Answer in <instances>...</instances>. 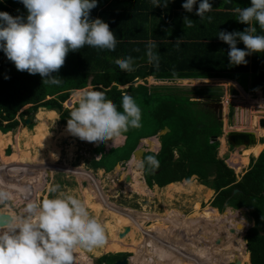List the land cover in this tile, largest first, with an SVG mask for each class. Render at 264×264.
Wrapping results in <instances>:
<instances>
[{"label": "trees", "instance_id": "1", "mask_svg": "<svg viewBox=\"0 0 264 264\" xmlns=\"http://www.w3.org/2000/svg\"><path fill=\"white\" fill-rule=\"evenodd\" d=\"M147 1L97 0L96 7L90 10L89 19L100 18L108 24L116 38L115 50L98 52L85 45L77 51H69L64 64L51 74L62 80L59 86L42 83L43 78L39 74L18 71L0 52V132L7 134L14 131L20 122L24 123L25 115L31 117L41 108L55 111L58 122L66 125L74 103L70 109L63 107L62 103L72 90L82 89L88 83L92 86L91 90L103 91L107 99L117 106V110H122V95L128 94L141 110V126L124 133V142L120 146L104 150V144L96 145L92 152L100 156L98 159L91 157L90 165L95 169L105 168V172L111 171L115 165L123 164L130 158L140 139L157 135L167 128L158 135L159 150L142 154V159L154 155L159 161L158 168L154 170L147 166L143 168L147 185L162 187L171 182L188 180L194 175L200 184L214 190L211 207L220 212L228 206L247 208L254 222L247 230L249 261L250 264H264V147L256 157H250L247 168L240 176L235 174L223 158L217 157L222 121L218 120L213 107L209 105L220 100L222 86H193L187 90L176 84H146L149 76L155 81L219 77L236 79L244 86L249 77L250 86L261 89L264 94V52L246 56V64L229 66V46L217 35L219 31L234 30L214 25L205 19L200 20L197 16L193 19L198 28L196 32L189 34L188 30L184 34L177 33L171 30L173 25H178L177 18H163L160 9H155L157 6L153 12L151 8L149 11L152 4ZM174 5L172 2L165 11ZM0 11L13 17L26 15V10L18 0H0ZM255 27L258 34H264L259 33L258 25ZM149 42L156 44L153 51L160 57L158 71L147 62L145 49ZM236 46L239 49L245 47L241 42ZM128 56L133 57L134 71L124 72L115 67L116 60ZM5 76L8 78L5 79ZM138 80H142V83H138ZM125 85L124 88L119 87ZM193 97H204V103ZM31 126L32 123H29L28 127ZM258 148L254 151L257 152ZM9 153L8 148L6 154ZM59 174L61 172L56 174L54 182L61 181L58 180ZM137 183L135 186L145 192V186L138 180ZM131 185L135 188L132 182ZM234 189H237L235 193ZM214 208H206L203 212L205 217L216 215ZM144 246L147 245L144 243ZM149 247L154 255L157 253L156 248L165 249L155 256L159 260L158 264H181L177 260L178 255L169 248L170 245L164 248V244H151ZM201 253L200 248L195 252L197 255ZM126 256V253L119 252L103 254L99 257V264H112L114 260ZM239 264H242V259Z\"/></svg>", "mask_w": 264, "mask_h": 264}, {"label": "clouds", "instance_id": "2", "mask_svg": "<svg viewBox=\"0 0 264 264\" xmlns=\"http://www.w3.org/2000/svg\"><path fill=\"white\" fill-rule=\"evenodd\" d=\"M26 15L13 17L0 11V52L18 71L39 74L42 83L59 86L62 80L51 75L64 64L69 51L85 45L98 52L114 51L116 38L109 26L100 18L89 19L90 10L97 0H18ZM168 0H151L153 7L167 6ZM197 0H184L181 5L191 13ZM209 0H199L196 15L200 20L212 17ZM236 19L247 24L243 31H219L217 37L229 46V66L246 64V56L264 52V0H251V6L236 8ZM185 28L192 20L184 18ZM242 42L244 49L237 48ZM179 47V40H177ZM154 42L145 49L147 62L159 70L160 57L153 51ZM135 51H139L136 49ZM115 67L132 72L133 57L118 59ZM175 75V72H173ZM8 77L5 76V79ZM74 106L66 119L69 135L95 145L114 140L129 129L139 128L141 110L134 99L123 94L120 109L110 102L103 91L79 89L72 92ZM140 169H156L159 161L147 155L136 162ZM50 198L29 200L20 215L0 213V264H77L80 250L88 252L102 247L106 242L105 229L92 216L80 198L60 191L59 185L48 187ZM10 199L9 193L0 189V205Z\"/></svg>", "mask_w": 264, "mask_h": 264}, {"label": "rangeland", "instance_id": "3", "mask_svg": "<svg viewBox=\"0 0 264 264\" xmlns=\"http://www.w3.org/2000/svg\"><path fill=\"white\" fill-rule=\"evenodd\" d=\"M138 83H142V80H138ZM146 84H176L187 90L192 89L193 86H222L223 91L219 100L223 102L221 119L222 134L218 137L219 145L217 148V157L223 158L225 163L235 174L240 176L243 173L251 157V145L248 147L242 145L233 147L227 143L226 133L229 130H253L261 128L258 125V119L264 116V105L261 110H254L253 103L255 102L258 105V101L261 100L258 98L254 102L251 101V99L256 97L255 92L252 94L245 93L240 87L235 85L234 82H229L224 79L210 81H155L146 79ZM119 87L124 88L126 85ZM91 88L92 86L88 83L87 86L82 89L91 90ZM73 91L74 90L70 92L68 98L62 103L63 107L68 109L72 107L74 103L72 97ZM192 99H197L204 103V97H193ZM260 105L262 104L258 106ZM203 106H206V104ZM231 108L232 113L229 114ZM216 110L217 109H214L217 114ZM38 111L39 110L29 117V123H32L33 126L28 127L25 123L20 122L14 131H9L7 134L0 133V189L7 191L10 197L6 203L0 205V213L20 215L24 205L29 200H40L46 197L50 198L51 195H54L47 194L48 187L45 185V181L47 182L48 180V176L46 175L47 167L42 164V160H35L34 158V156L37 158L39 157V155H37L38 152L42 153V156L47 158L51 150L55 155V160L53 161L55 167L68 169L67 174L70 173V176L66 177L65 175L64 178L62 177L63 173L58 175V180L67 183L66 185L64 184L66 188H61L60 191L74 195L83 200L90 214L96 217L98 221L103 224L105 229V244L91 252L80 250L77 256V264H99V257L101 255L107 253L114 254L117 252L127 254L126 258L129 260L128 264H158L159 260H157L155 256L159 253L154 255L149 246L151 244L154 246H162L164 244V248L168 247V245L165 244L170 242L175 224L177 227H179V224L182 226L185 224L190 225L195 220L201 219L203 222H208L205 225H208L207 230H209L210 227H213L212 223L215 219L219 220L220 217H224L229 225L234 224L236 227L237 235L234 240V236L231 239L233 244L238 241V237H244L243 234L251 227L250 223L245 221L242 213L238 210L232 211L225 208L216 216L205 217L203 213L205 212L204 210L209 207L212 208L210 206V201L214 196V190L212 189V192L207 186L200 184L194 175L188 180H183L175 184L176 186L166 185L164 187L162 186V188L152 186L149 190L143 192L142 188L135 186V184L138 185L137 180L142 182L143 178L133 165L140 160L139 154L136 155L133 152L128 161L123 164L119 163L118 166L115 165L116 167L114 166L115 168L108 173L103 172L100 168H96L99 170H95L93 174H87L84 168L90 165V160L84 162L82 158H97L99 154H94L92 152V149L96 145L66 134L67 131L65 126L58 125L56 123L57 120H54L52 117L41 116ZM254 111L256 112L255 118L252 115ZM252 120H257V123L253 124ZM37 129L39 133L47 134L51 139V146L47 145L49 149L46 148L47 146H45L44 149H40L35 145L31 146L29 149V134L30 132H36ZM260 132L262 134L260 129H256V134L259 133L258 135H260ZM157 137V135H154L142 138L138 141L137 147L144 149V152L155 150L151 143H156L157 145ZM123 140L122 137H118L113 141H106L104 143V150L122 145L120 143H122ZM258 140H264V137H260ZM52 145L55 146L52 147ZM8 148L10 149V153L6 154ZM31 156L34 158L32 161ZM76 159L78 161H76ZM30 162L31 167L29 166ZM9 163L10 165H8ZM2 164H5V166ZM77 164H79V166H77ZM14 166L16 167L14 168ZM30 171L33 173L37 172V176H39L38 182L39 180L42 181L41 185L43 187L36 186L34 187L36 190H34L32 186V189L29 188V192L27 186L24 185L23 179H25L26 174H29ZM129 172L132 173L133 179L125 181V175L129 174ZM71 175H77L80 179L78 184L72 181ZM131 182L135 188L131 185ZM1 183L4 184L2 185ZM34 183L33 181V184ZM57 184L63 187V184L56 183V185ZM12 187L22 190L17 193L13 192L12 194ZM214 209L218 211V209ZM212 218L214 220H212ZM242 224H245L247 227L245 229H240L241 227L238 228V226ZM124 226L130 227V230L123 237H119V233L123 230ZM191 226L192 228L196 227L195 225ZM201 228L204 229V226L202 225ZM114 242L117 244H112ZM144 243L147 246H144ZM178 246L186 249L185 242L177 243L176 247ZM193 246V252L201 248L199 246ZM246 249L247 245L244 244V241H241L239 253L241 254L240 258L242 259V264H250L249 253ZM181 251L185 252L186 250ZM178 258L177 260H179L181 264H186L188 262L184 261L180 255ZM245 258L247 260H245ZM165 262L168 263L167 261Z\"/></svg>", "mask_w": 264, "mask_h": 264}, {"label": "crops", "instance_id": "4", "mask_svg": "<svg viewBox=\"0 0 264 264\" xmlns=\"http://www.w3.org/2000/svg\"><path fill=\"white\" fill-rule=\"evenodd\" d=\"M163 1L164 0H161V3H163ZM147 2H149L151 4V0H148ZM172 2H174L175 5L170 10L165 11L166 7L169 4H171ZM209 2L211 3L213 9L210 12L206 13L205 14V17L211 16L212 17L211 22L214 25L217 24V25L221 26L222 28H229V29H232L234 31H243L246 27H248L247 24L240 23L236 19L237 13L234 11V9L239 8V7L241 9H243V8H246V7L251 6V0H209ZM168 3L169 4L166 7L163 6V5H159V6H157V8H155L152 5H150V7H149L148 10L150 11V8H151V12H153L154 11V8L155 9H160L159 12H160V14H161V16L163 18L164 17H169L170 19H172L173 17L174 18H177L178 25L177 24H175V26L173 25L172 26V29H171L174 32H177V33L183 32V34H184V33H187L188 30H189V34H192L193 32H196L198 30L197 26H195V24L193 23V19L194 18H198L197 15H196V9L198 7L199 0H197V4H194L193 5V11L191 13L187 12L186 10H184L182 8L181 5L184 3V0H168ZM148 10H146L145 12H147ZM180 12L183 13L182 15L184 16V18L187 17L188 19L192 20V26H191V28H185V26H184V20L182 22V15H181ZM173 13H174V15H173ZM205 20L208 21L207 18H205ZM160 26H162V25H160ZM196 34H198V33H196ZM194 40H198V39H194ZM202 40L205 41V38H203ZM146 79L154 80L151 76L147 77ZM220 79H224V80H227L229 82H234L235 85H237L238 87H240L241 90H243L245 93H248V94L251 93L252 94V93L255 92L256 97L254 99H251V101L254 102L258 98L261 99L258 102H259V104H262V105L258 106L259 104L257 105V103H255V102L253 103L254 104V110L255 111L261 110V108L264 105V94H263V92H262L261 89L253 88L252 86H250V79H249V77L247 78L246 85H244V86H242L241 84H239L238 80L231 79V78L214 77V78H191V79H183V80H191V81L206 80V81H210V80H220ZM38 110H39L38 112H39V114L41 116H44V117H52V118H54V120L55 119L57 120L56 123L58 125L63 126V127L64 126L66 127V125H62V124H60L58 122V115H57V113L55 111H53V110H45V109H42V108L41 109H38ZM255 111L252 114L254 116V118L256 117L255 116V114H256ZM261 118H264V116L260 117L259 119H261ZM259 119H258V121H259ZM252 123L253 124L257 123V120H252ZM256 129H260L262 131V134L261 133H260V135H258L259 133L256 134L257 141H256L255 144H253V146L251 145V156H253V157H256L260 153V151L263 149V147H264V140H260V141L258 140L260 137H264V128H256ZM256 129H253V131H255V133H256ZM2 134H5V133H2ZM66 134H68V133H66ZM29 136H30L29 137V145H30L29 146V149L33 145L37 146L40 149H44L45 146L52 144L51 143L52 141H50L51 139L48 137V135L47 134H43V133H39V130L38 129L36 130V132H30ZM120 137H122L124 139V136H120ZM123 142H124V140H123ZM123 142L120 143V144H123ZM151 145H153V147L155 148V150H152V152H157L159 150V148H160V141H159L158 137H157V145H156V143H151ZM54 146L52 145V147H54ZM258 146H259V148H258L257 152H255L254 151L255 148H257ZM46 148L49 149L48 146ZM245 152H243V153H245ZM37 155H39V157L37 158V157L34 156L35 160H42L43 161L42 164L45 165V167H47L46 168L47 169L46 175L48 176V180H47V182L45 181V185H47V187H49L52 184L56 185V183H59V184H63V187H62V185H59L60 186V190H61V188L62 189L66 188V186H65L67 184L66 182H62V181H56V182H54V181H55L57 172L63 173V175H62L63 178H64L65 175H66V177L67 176H70V173L67 174V172H68L67 170L68 169L66 170V169L56 168L55 167V165H54L55 163H53V161L55 160V155L53 154V152L51 150L48 153L47 158L44 157V156H42V153H39V152H38ZM99 156L100 155H98V157L96 159H98ZM32 157L33 156H31V161L34 160V158H32ZM12 158H14V157H12ZM77 158H78V156H77ZM90 159H91V157H84V158H82V160L84 162L86 160H90ZM139 159L142 160L141 157H139ZM76 161H78V160L76 159ZM42 164H40V165H42ZM118 164L116 166H118ZM2 165L5 166V164H2ZM8 165H10V164H8ZM133 165L136 168L137 172H139V174L142 175L143 180H142L141 184H143L145 186V188H146L145 190L146 191L149 190V188L152 187V186H155V187L157 186L156 184H153L152 186L149 187L147 185L146 181H145L144 174H143V169L138 168L136 166V163H134ZM29 166L31 167V162H30V165ZM77 166H79V164H77ZM15 167L16 166H14V168ZM100 169H102V171L105 172V170L103 168H100ZM95 170H99V169H94V167L91 166V165H89V166H87V167L84 168V171H86L87 174H91V173L93 174ZM108 172H110V171H108ZM108 172H105V173H108ZM127 175L130 176V180L133 179L132 173L129 172V174H127ZM71 177H72V181L73 182H76L77 184L79 183L80 179L77 177V175L76 176H74V175L72 176L71 175ZM73 177H74V179H73ZM125 177H126V175H125ZM38 179H39V176H37V172L36 173H33L32 171H30L29 174H26L25 179H23V182H24V185L27 186L28 191H29V188L32 189V186H33V189L34 190H36L34 188L36 186H39L41 188L43 187L41 185L42 181L39 180V182H40L39 183L38 182ZM33 181L35 182L34 184H33ZM181 181H183V180H181ZM178 183H180V181L171 182V183H168L166 185H172V186L174 185V186H176L175 184H178ZM157 188H162V187L157 186ZM174 188H178V187H174ZM179 189H180V187H179ZM208 189H210V188H208ZM210 190H212V189H210ZM212 192H213V190H212ZM48 193L49 192L47 190V194ZM178 226H179V228H185V225L182 226L181 224H179Z\"/></svg>", "mask_w": 264, "mask_h": 264}, {"label": "flooded vegetation", "instance_id": "5", "mask_svg": "<svg viewBox=\"0 0 264 264\" xmlns=\"http://www.w3.org/2000/svg\"><path fill=\"white\" fill-rule=\"evenodd\" d=\"M209 105L211 106V103ZM218 211L216 210V215L220 214V211ZM212 220L214 219L212 218ZM201 222H203L201 219L195 220L190 225L185 224V228L176 226L175 229H173L172 235L170 234V249L178 256H182L184 261H190L191 264H239L241 259L239 245L241 241H243V236L238 237V241L233 244L231 239L234 236V240L237 235L234 224L229 225L224 217H220L219 220L215 219L212 223L213 227L207 230L208 225L205 224L208 222ZM191 225H195L196 227L192 228ZM202 225L204 229L201 228ZM239 227H241L240 229H245L246 225L242 224L238 226V228ZM179 242H185L186 249L180 246L176 247V244ZM193 245L201 247V255H197L193 252ZM181 250L186 251L184 252Z\"/></svg>", "mask_w": 264, "mask_h": 264}, {"label": "water", "instance_id": "6", "mask_svg": "<svg viewBox=\"0 0 264 264\" xmlns=\"http://www.w3.org/2000/svg\"><path fill=\"white\" fill-rule=\"evenodd\" d=\"M222 103H223L222 101L211 103V106L214 107V109H217L216 110L217 111V118L220 121L222 119V113H223V104ZM29 122H30L29 116L25 115L24 123L26 125H28ZM258 125H259V127L264 128V118L259 119ZM166 130H167V128H164L162 131L158 132L157 135L163 134ZM226 140H227V143L233 147H237L240 145L248 147V146L256 143L257 137H256L255 131H253V130H229L226 133ZM133 153L136 155L139 154V157H142V154L144 153V149L137 147L133 151ZM103 169L105 170V168H103ZM129 180H130V176L126 175L125 181H129ZM236 191H237V189H234L233 193H235ZM226 202H227V200L225 201V203ZM226 208H228L229 210H232V211H236V210L240 211L243 215V218H245V221L250 223L251 226L253 225V223H254L253 218L250 215L247 208L241 207V208L236 209V208L229 207V206ZM2 218L3 217L0 216V219H2ZM129 230H130V227L124 226L123 230L119 233V237H123ZM243 241H244V244L247 243V233L244 234ZM128 261H129L128 258L123 257V258H119V259L114 260L112 264H128Z\"/></svg>", "mask_w": 264, "mask_h": 264}, {"label": "bare ground", "instance_id": "7", "mask_svg": "<svg viewBox=\"0 0 264 264\" xmlns=\"http://www.w3.org/2000/svg\"><path fill=\"white\" fill-rule=\"evenodd\" d=\"M254 126V125H253ZM261 133V132H260ZM59 154V153H58ZM57 156V155H56ZM15 159V158H14ZM10 164V163H9ZM9 170V169H8ZM17 170V169H16ZM13 171V170H12ZM14 173V172H13ZM7 175V174H6ZM5 175V176H6ZM11 175V174H10ZM19 175V174H18ZM13 177V176H12ZM11 179V178H10ZM20 180V179H19ZM11 182V181H10ZM2 184V183H1ZM4 184V183H3ZM2 184V185H3ZM11 185V184H10ZM18 185H20V184H18ZM21 188V187H20ZM23 188V187H22ZM20 190H22V189H20ZM18 188H16V187H12V189H11V193L13 194V192H15V193H17V192H19L20 191ZM27 191V190H26ZM25 191V192H26ZM24 192V191H23ZM26 194V193H25ZM166 242V241H165ZM179 243H183V242H179ZM165 245H170L171 246V244L170 243H166ZM193 248H194V246H192ZM201 249V248H200ZM157 250V253H159V252H161V251H163V250H165V249H158V248H156L155 249V251ZM167 250V249H166ZM153 253V252H152ZM167 253H168V251H166V254L165 255H167Z\"/></svg>", "mask_w": 264, "mask_h": 264}]
</instances>
